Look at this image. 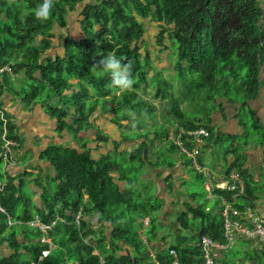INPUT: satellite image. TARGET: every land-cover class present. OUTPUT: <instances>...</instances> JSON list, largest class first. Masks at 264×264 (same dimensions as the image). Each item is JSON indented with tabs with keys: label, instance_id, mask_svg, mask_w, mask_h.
I'll return each instance as SVG.
<instances>
[{
	"label": "trees",
	"instance_id": "1",
	"mask_svg": "<svg viewBox=\"0 0 264 264\" xmlns=\"http://www.w3.org/2000/svg\"><path fill=\"white\" fill-rule=\"evenodd\" d=\"M41 3L43 0H0V67H8L0 71V179L6 176L0 191V202L6 206V210L0 209V243L8 247L5 254L0 253V264H156L157 260L173 264V254L168 252L170 245L177 251V264H204L200 235L206 232L216 239H224L222 197H230V189L213 185L212 204L217 208L208 206L206 200L187 204V209L174 219L177 222L174 237L166 246L155 244L154 256L147 243L161 235L154 217L158 216L155 211L162 199L153 192L141 168L151 163L169 166L177 157L165 148L164 154L156 160L152 158V162L147 153L150 139L167 135V126L160 131L154 129L152 138L148 130L141 128L135 129L133 136L129 132L139 125L129 119L135 118L137 108L144 107L138 91L147 82L146 68L154 67L149 52L142 53L137 43L145 32L141 17L152 16L158 22L161 27L158 43L163 45L166 32L175 36L176 41L171 45L174 68L189 87L206 88L211 97L235 95L245 105V98L258 94L260 76L264 73V7L259 0H55L50 19L41 21L32 14ZM71 12L78 14L77 22L83 34L75 37L67 33L63 37L62 54L45 53L52 40L44 35L38 41L37 36L46 27L56 24L67 27ZM109 52L132 62L135 80L132 88L121 91L111 87L110 73L98 76L91 70ZM241 65L246 68L245 78L232 83L230 78L238 77ZM19 70L25 85L14 81L13 75ZM64 87L73 90L68 93ZM164 90L158 85L155 96L173 94ZM7 92L22 102H30V106L40 104L54 119L57 133L70 130L79 142L51 139L41 149L40 158L48 159L49 164L33 177L41 186L40 204L33 201V191L22 172L11 174L2 170L5 143L2 134L17 141L14 147L21 146L24 139L3 107ZM180 103L179 96L172 98L171 111L181 118L185 127L181 138L193 140L195 135L188 130L197 127L208 129L207 134H202L207 141L213 136L216 142L234 136V133L216 131L212 123L211 112L219 104L208 106L200 102L201 106L191 111L180 107ZM97 107L112 111L122 137L141 136L138 145L131 151L107 149L95 154L79 132L92 124L90 120ZM144 108L149 110L148 106ZM93 126L96 140L108 137L99 126L94 123ZM187 142L192 146L193 141ZM158 144L164 146L159 141ZM171 145L182 149L174 139ZM238 146L233 139L225 146L224 151L235 153L227 171L235 165L246 179L244 193L238 194L242 199L236 198V202L255 206L257 194L252 174L244 166L247 154L236 149ZM185 155L189 172L205 174L203 168L195 165L192 154L186 150ZM204 156L198 154L200 161ZM42 177L48 182L56 181L47 184ZM80 209L82 214L78 218ZM94 211L98 219L109 220V232L98 231L85 216ZM9 215L14 219L12 223L8 221ZM36 217L51 225L44 229L27 221ZM140 226L146 230L147 240L143 239ZM44 231L49 241L41 239ZM44 246L49 247L46 254L42 253ZM228 248L239 250L238 246L230 245L216 260L221 256L225 264H240V258L248 257L254 261L252 264H264L262 248L247 244L242 255H228Z\"/></svg>",
	"mask_w": 264,
	"mask_h": 264
},
{
	"label": "rangeland",
	"instance_id": "2",
	"mask_svg": "<svg viewBox=\"0 0 264 264\" xmlns=\"http://www.w3.org/2000/svg\"><path fill=\"white\" fill-rule=\"evenodd\" d=\"M259 4L260 6L264 7V0H259ZM77 19L78 14L76 12H71V14H69V24L67 27H59L56 24L54 27H46L43 32H41L39 36H37L38 41L40 40L41 36L44 35L49 36V38H51L52 40L51 45L44 51L45 53H52L53 55L56 53L62 54L63 37H65L67 33H70L75 37H80L83 34L79 23L77 22ZM141 20L144 23L145 32L137 43L138 45H140V50L142 53H144L146 50L149 52L150 60L153 63L154 67L146 68L148 77L147 82L142 83L141 88L138 91V99L141 103H144V107L148 106L149 110H147L143 106L142 108H137V111L135 112V118H130L129 121L131 123L139 122L137 123L139 125L135 126V128L131 129L129 132L130 135L133 136L135 133V129L138 130L141 128L146 132L148 130V134L152 138L154 129L160 131L164 126H167V135H164L161 138H156L154 139L155 141L150 139L151 142L147 153L152 162H154L153 159L156 160L157 156L164 154L165 148L170 149V151L177 157V161L169 166L161 163L158 165L155 163H151L149 165H144L143 168H141V174H143L146 180L152 184L153 192L162 199L161 205H159L155 211V214L158 216L154 217V219L158 222V234L161 235H158V237L153 241H147L149 248L151 250H155V244L166 246V244L174 237V229L177 225V222H175L174 219L183 209H187V204L196 203L197 200H206V204H208V206H213L212 203L215 200L213 185L218 180V178L224 176L234 156H232L231 152H229L227 155V151H223L225 150V146H227L232 141L228 138L227 140L223 139L222 142H216L214 140L215 136H213L210 141L205 140L202 135H195V138L193 140H191V137L183 139L181 138V136H178V132L180 130V132L184 131L185 127L183 126L181 118H179L177 115H174V113L171 111L173 97L179 96V98H181L180 107L189 109L191 111L196 110V107H200V102H205L204 105L208 104V106L213 103L219 104V102H221V106H223V108L225 107L226 109V107L229 106V99L226 96L217 94H214L211 97L209 95L210 93L208 89L206 88H197L191 86V84V87H189L185 79L179 78V76H177L176 70L174 68L173 60L175 54L172 51L171 45H174V41H176L175 36L170 32H166V37L162 41V45L157 42L161 27L159 26L156 19L152 16H148L141 17ZM172 35L174 36V38H172ZM245 73L246 68L244 65H241L238 69V77L233 76L232 78H230V81L237 84L240 80L245 78ZM261 77H263L262 83H264V73L261 74ZM13 78L15 79V83L25 85L23 84L24 77L21 70L14 74ZM158 85H161L163 89L168 91V93L173 92V94L169 97L155 96V91ZM72 90V88L64 87L65 92L69 93L72 92ZM165 90L164 92H166ZM13 97L16 96L11 92H7L4 95V99L6 100H4L3 102V107L11 115V118L15 121L17 126L25 127L26 132L31 136L36 137L37 141L23 140L25 147L30 148L29 152L26 154L27 156L21 150L23 147H12L15 162L9 166L6 172H9L11 174L22 172L23 175L27 177L28 188L30 189V191H33V201L36 204H40L41 186L40 184L35 183L33 177L36 175V172L38 171L41 163H47V160L42 157L40 158L39 154V152H41L40 148L42 146V137L48 136L51 139L60 138L62 140L70 141L71 143L75 144H79V142L77 141V137H75L73 133L67 129H63L62 133L59 134L55 130L53 131L51 127H49V129H45V132L47 133L42 131L39 136H36L34 124H32L31 120L33 117H36L33 121H39L40 118H38V116H31V120L30 118H28L29 120H27L29 122L25 121V123L22 124L24 118H21V116H23L21 109L22 111H24V107L27 109V111H29L28 105L30 106L31 103H25L20 101V98L16 97L13 99ZM120 97L123 96L120 94ZM221 106L215 107L212 110L211 114L214 113L215 115L218 112L217 108ZM31 107L33 108V106ZM34 107H36L35 114L37 115V113L40 112V108L42 110V107L40 104H36V106ZM25 119L27 118L25 117ZM113 119L114 118L112 117V111H102L100 107H97L93 112L90 120L92 124L87 125L83 130L79 132L83 139L89 141V146L92 147L95 154H98L99 152L107 149L119 151L124 148L127 151H131L141 141V136L135 135L132 139L122 137L120 126ZM250 120L251 119H248L247 121L248 129L251 131L248 135L249 139H251L253 135H261L255 132L254 127H252V125L250 124ZM93 123L99 126L103 130V132H106L108 134V137L105 138V140L95 139V128L93 126ZM171 139L179 142V144H181L182 146V149L177 150L176 147L171 145ZM187 140L193 141L192 146L189 147V143L187 142ZM115 141H118L119 144L115 145ZM158 141L161 142L164 146H159ZM186 150L188 151V154L193 155L195 165L203 168V172L205 174H196L189 172V165L185 161ZM198 152L205 155L203 161H200V159L198 158V154H200ZM251 161H253L252 156ZM207 170H210V173L206 172ZM252 179L254 191L256 192L257 197H259L260 200L258 204L263 205L264 176H261L260 178H253L252 176ZM42 180L47 182V184H51L56 181L51 180L50 182H48L45 177H42ZM204 186H206V188ZM190 192H192V194ZM137 195L139 194H133L134 197H138ZM236 198L240 200L242 199L239 195H237ZM213 208H217V206H213ZM260 209L264 210V207ZM81 214L82 210L80 209L77 217L80 218ZM85 216L90 218V220L93 222V225L98 231H100V229H104V231L107 232L110 231V227L108 226L109 220L98 219V215L95 211L87 213L85 214ZM148 221V216H145V222ZM140 224L142 223L140 222ZM140 230H142V234L145 235L146 230L141 226ZM162 235H164V237H162ZM18 236L19 238L23 237L21 233H19ZM248 242L249 239H236L232 245L238 246L239 250L228 248L226 253L228 255H233V253L242 255L244 252V247L247 246ZM248 245L250 246V244ZM7 249L8 247L6 246V243H0L1 254H5L7 252ZM222 254L223 252H221L220 255ZM220 257L216 260V264H225L224 262H221ZM231 260L232 259H230V261ZM253 262L254 261L248 257L240 258V264H252Z\"/></svg>",
	"mask_w": 264,
	"mask_h": 264
},
{
	"label": "built area",
	"instance_id": "3",
	"mask_svg": "<svg viewBox=\"0 0 264 264\" xmlns=\"http://www.w3.org/2000/svg\"><path fill=\"white\" fill-rule=\"evenodd\" d=\"M4 68H8L6 66L0 67V71ZM181 131V130H180ZM178 132V136L180 137V133ZM190 133L194 135H202L207 134L208 129L206 127H197L188 130ZM4 138V149L3 153V164L2 170L6 173V170L9 168L11 164L15 162L13 156V148L17 141L8 138L5 134H2ZM196 161V160H195ZM6 182V176L0 179V191L3 190ZM216 185L219 187H224L230 189L232 191L231 196H223V206H222V214H223V229H224V239H216L211 236L209 233H203L200 235L199 243L202 247V255H203V263L204 264H212L216 261V258L221 254L222 250L230 246L235 239L245 238L249 239V241L255 244L257 247L264 249V211L259 207L252 206L251 204L239 205L236 202V196L239 194H243L245 191L246 179L241 173L240 168L237 166L231 167L224 176L216 182ZM0 209L6 210V206L0 202ZM9 223H12L14 219L9 215L8 216ZM31 224H38L42 226L44 229H47L50 225L43 221L42 219L30 218L27 220ZM41 239L45 241H49L50 237L44 231L40 235ZM146 239V236H143ZM48 247H42V253H48ZM168 252L173 254V263H178L177 251L176 249L170 245L168 247ZM153 256L155 255L152 252ZM156 264H164L162 261L157 260Z\"/></svg>",
	"mask_w": 264,
	"mask_h": 264
},
{
	"label": "crops",
	"instance_id": "4",
	"mask_svg": "<svg viewBox=\"0 0 264 264\" xmlns=\"http://www.w3.org/2000/svg\"><path fill=\"white\" fill-rule=\"evenodd\" d=\"M262 79L263 77H261L258 94L245 98V105L242 98L234 95L233 97H227L229 99L228 101L229 106L226 107V109L225 107L223 108V106H221L222 103L219 102V105L221 107L217 108L218 112L215 115L214 113L211 114L212 123L216 131H221V132L224 131L232 134L234 133V136L230 137L229 139L230 140L233 139L237 143V145H239L238 148L236 149L238 150L240 149L242 153L247 154V159L244 163V166L251 171L250 173L252 174L253 178L254 177L260 178L261 176H264V86H263L264 83H262ZM14 98L16 97H13V99ZM34 106L32 108L31 106L28 105L29 111H27V109L24 107H23V109H25L24 111H22L21 109V112L23 113V116H21V118H24L22 124L25 123V121L29 120L28 118H30L31 116H38V118H40L39 121H33L36 117H33L32 120L30 118L32 124H34L36 136H39L42 131L45 132V129H49V127H51V129H53L54 131L55 130L54 119L49 117V115L45 113L43 109L41 110V108H40V112L37 113L36 115L35 114L36 107ZM25 117L27 119H25ZM248 119L252 120V121L250 120V124L252 125V127H254L255 132L261 135L252 134L253 137L249 139L248 135L249 132L251 131L248 129L247 126ZM18 127H19V131L24 135L23 140L37 141L36 137L31 136L26 132L25 127L23 126L21 127L18 126ZM42 138H43L42 141L43 140L44 141L43 142L41 141L42 146L40 148V151L48 143V141L51 140V138H49L48 136H43ZM52 140L62 141V139L60 138L59 139L53 138ZM228 145H230V143ZM20 147H23L21 150L25 155L30 150V148L25 147L24 143H22ZM229 152L232 153V156L235 155L234 151L232 150L228 151L227 155ZM251 156L253 158V161H251ZM46 160L47 163L49 164L48 159ZM47 163L42 162L38 170H40L41 167H44V169H42L43 172L46 169L44 165H46ZM209 171L210 170H207L206 172ZM222 177L223 176L218 178V180H220ZM259 201H260L259 197H256L254 199V204L259 208H263L264 204L263 205L258 204Z\"/></svg>",
	"mask_w": 264,
	"mask_h": 264
},
{
	"label": "clouds",
	"instance_id": "5",
	"mask_svg": "<svg viewBox=\"0 0 264 264\" xmlns=\"http://www.w3.org/2000/svg\"><path fill=\"white\" fill-rule=\"evenodd\" d=\"M54 3L55 0H43V3L38 4L32 10V14L37 20L46 21L50 19L52 15ZM126 60H127L126 57L123 56L117 57L115 53L109 52L106 56H103V58H101L96 63H94L91 67V70L94 73H96L98 76L104 73H110L111 74L110 86L120 89L121 91H125L132 88V86L135 83V80L132 76V62L131 61L125 62ZM142 236L145 235L142 234ZM143 239L147 240V237L146 239L145 238ZM248 244H250V246H254V247L256 246L250 241L248 242ZM152 252L155 253V250H151V253Z\"/></svg>",
	"mask_w": 264,
	"mask_h": 264
}]
</instances>
